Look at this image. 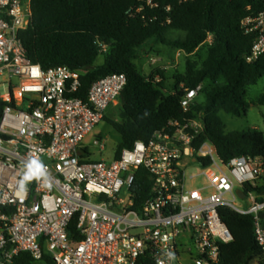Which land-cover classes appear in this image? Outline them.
<instances>
[{
  "label": "built area",
  "instance_id": "1",
  "mask_svg": "<svg viewBox=\"0 0 264 264\" xmlns=\"http://www.w3.org/2000/svg\"><path fill=\"white\" fill-rule=\"evenodd\" d=\"M32 17L31 0H0V264L21 253L52 264H224L221 249L233 237L220 218L223 207L253 216L262 255L246 264H264V193L256 191L264 185V157L223 162L212 143L195 146L204 121L185 117L117 159L91 160L84 140L117 104L127 77H104L86 101L78 97V72L28 60L20 35ZM241 26L254 36L246 61L255 63L264 55V11ZM181 88L186 115L204 86ZM94 145L105 151L101 139ZM141 169L152 196L138 207Z\"/></svg>",
  "mask_w": 264,
  "mask_h": 264
},
{
  "label": "trees",
  "instance_id": "2",
  "mask_svg": "<svg viewBox=\"0 0 264 264\" xmlns=\"http://www.w3.org/2000/svg\"><path fill=\"white\" fill-rule=\"evenodd\" d=\"M152 4L147 0H31L32 22L20 35L27 58L44 70L66 66L78 72L82 84L78 97L85 101L98 80L112 74L127 77L118 100L120 120L104 118L122 139L115 159L124 149H132L140 141L147 143L155 133L167 130L171 120L185 117L204 121L205 130L195 146L212 143L223 162L264 157L263 132H227L221 117L222 113L234 118L246 116L247 91L264 78V55L255 63L246 61L254 36L245 35L241 26L247 17L264 11V0H152ZM140 7L143 10L138 12ZM172 33L180 36L173 37ZM154 44L188 56L207 45V57L201 65L188 62L186 72L174 77L173 88L168 91L160 69L146 77L136 63ZM102 45L107 48L104 53ZM200 84L204 86L200 95L204 100H197L185 115L181 85L193 89ZM254 105H264V96ZM136 173L140 207L152 196V180L142 169ZM245 187L251 190L249 185ZM256 191L263 194L264 185ZM219 215L233 237L221 249L224 264H246L251 255H262L252 215L226 207L219 209ZM261 218L264 226V213ZM75 229L76 221L69 228L74 240ZM12 264L52 262L47 256L35 262L28 253H21Z\"/></svg>",
  "mask_w": 264,
  "mask_h": 264
},
{
  "label": "rangeland",
  "instance_id": "3",
  "mask_svg": "<svg viewBox=\"0 0 264 264\" xmlns=\"http://www.w3.org/2000/svg\"><path fill=\"white\" fill-rule=\"evenodd\" d=\"M171 35L173 37L180 36L178 33H172ZM209 44L210 42L208 41L207 45ZM207 45L201 47L195 54L188 56L179 50L154 44L148 47L140 55L136 63L138 65L139 72L146 77L154 75L155 71L160 69L165 75V88L168 91H171L175 82L174 77L186 72L188 62L201 65L206 59ZM153 61L156 62L154 63ZM101 62L102 59L100 58L99 63ZM158 79L161 80L159 77ZM262 96H264V78L261 79L257 85L250 87L247 91L249 109L246 116L234 118L224 113L221 114V117L226 125V131L247 132L255 129L264 133V105H254V103ZM198 100L203 101L204 98L201 96ZM119 115L120 103L117 102L115 106H111L108 109L106 116L110 120L119 121ZM97 139H101L105 146V151H101L100 147L94 145V141ZM121 143V136L106 121H102L84 140V145L89 149L91 154L90 158L93 161H112L115 158L116 150ZM227 199L229 201H233L230 196H227ZM234 204L239 209L248 208V201L237 200Z\"/></svg>",
  "mask_w": 264,
  "mask_h": 264
},
{
  "label": "water",
  "instance_id": "4",
  "mask_svg": "<svg viewBox=\"0 0 264 264\" xmlns=\"http://www.w3.org/2000/svg\"><path fill=\"white\" fill-rule=\"evenodd\" d=\"M238 196H239L241 199H244V198H245V194H244L242 191H238Z\"/></svg>",
  "mask_w": 264,
  "mask_h": 264
}]
</instances>
